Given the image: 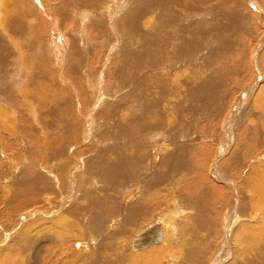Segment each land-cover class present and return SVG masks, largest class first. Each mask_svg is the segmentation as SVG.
<instances>
[{
    "label": "bare ground",
    "instance_id": "bare-ground-1",
    "mask_svg": "<svg viewBox=\"0 0 264 264\" xmlns=\"http://www.w3.org/2000/svg\"><path fill=\"white\" fill-rule=\"evenodd\" d=\"M105 1L0 0V264L21 255L22 264H264V153L238 157L233 144L242 95L230 111L212 100L211 118H222L214 146L197 142L196 129L214 127L204 123L208 92L189 97L171 83L217 55L223 32L243 17L238 2ZM36 11L46 19L31 26ZM217 12L229 13L227 25ZM147 14L151 22L141 20ZM206 76L198 84L211 89L212 70ZM263 126L249 124L248 135ZM148 209L155 220L129 245L124 237L101 245ZM143 235L149 244L139 247Z\"/></svg>",
    "mask_w": 264,
    "mask_h": 264
},
{
    "label": "rangeland",
    "instance_id": "rangeland-1",
    "mask_svg": "<svg viewBox=\"0 0 264 264\" xmlns=\"http://www.w3.org/2000/svg\"><path fill=\"white\" fill-rule=\"evenodd\" d=\"M37 2H40V4H42V2L45 4V5H48V7L49 8H51V6L52 5H50L48 2H46V0H36ZM48 1V0H47ZM105 1V0H104ZM120 1V0H119ZM118 0H115V2L116 3H118L119 2ZM127 1H129V0H127ZM224 1H227V0H224ZM224 1L222 0V2L221 3H224ZM236 2H238V4L237 5H235V8H240L239 10H240V12H239V14L240 15H242L241 17V19L240 20H237V18H235V19H233V28L230 30V32L228 31V32H223V35H221V37H220V43H219V46L217 45V47H216V49L214 50V51H212V54L213 53H215V52H217L218 50L217 49H219L220 51H218L217 52V55L216 56H213L212 54V56L213 57H208L209 55H207V58L206 59H204L203 61H202V64H201V66H200V68H197V69H191L190 68V70L189 71H185L186 73L184 74V72H180L179 74H177L176 76H174V77H172L171 78V83L173 84V88L174 87H177V90H176V88H174L177 92H179L181 95H188L189 97H194V95H197L198 93H205V92H208L207 93V95H208V97H207V99H206V105H204L203 106V110H206V112L208 113L207 115L208 116H210L209 118H211L212 116H213V114H212V112H213V108L215 107V108H218L219 106H221L223 109H225V111H230L231 110V108H233L234 107V105L238 102V100H239V98H240V96L242 95V101L240 102V104H237L236 105V109H235V112H234V120L235 121H233L234 123H236V125H234L235 126V132H234V137H237V141L235 142V143H233V144H235L234 145V147H236L237 148V152H236V154H237V156L239 157L240 155H242L243 156V154L245 153V151H246V153H247V151H248V154L251 156V155H254L255 154V150H257V149H261L260 151L261 152H259V150H257V152H259L261 155H262V153H264V150L262 151V149H264V147H262V146H264L263 145V143H264V140H260L259 142L256 140V141H254V135L252 134V131L253 132H255L254 134L256 135L257 133L256 132H258L259 134L261 133L263 136H264V133L262 132V130H258V131H256V130H253L252 129V131H251V133H250V135H248V130H250L249 128V124H254V128H255V126H257V128H259L258 126H259V124L261 123V124H263L264 125V118H262V114H263V110H264V26H261V24H262V22L264 21V18H263V16H264V0H235ZM11 2H12V0H11ZM228 2V1H227ZM256 2V3H255ZM256 4L255 6H252V4ZM104 4L107 6V7H109V5L107 4V2L105 1L104 2ZM228 5V4H227ZM231 5V4H230ZM124 7H126V4H124L123 5ZM223 6H225V4L223 5ZM232 6H233V4H232ZM222 7V6H221ZM256 7V8H255ZM245 10V11H244ZM30 11H32V7H30ZM47 11H48V9H47ZM50 11H51V9H50ZM124 11H127V8H125V10ZM241 11L243 12V13H241ZM259 11V12H258ZM0 12H1V9H0ZM244 12H246L245 13V15H244ZM251 12V13H250ZM251 15H250V14ZM260 15H259V14ZM38 16H37V15ZM40 12L38 13V11H36V12H33L32 13V16H33V19H34V23H32L31 24V26H34L37 22H39L40 21V19L41 20H43V19H46L44 16H42L41 15V17H40ZM48 14H50L52 17H54V18H56V19H58V17L57 16H53V14H52V11H51V13H48ZM213 15H221V17H219V21L222 19V21H220L219 22V24H221V22H222V25L221 26H225V25H227L229 22L228 21H230V15H229V13H226V12H217V13H212ZM246 14H247V17H246ZM255 14V16L256 17H254L253 15ZM2 18H4V14H3V12H2ZM148 15V16H147ZM147 15H145L141 20H146L147 22H151V20H152V14H151V16H150V14H147ZM227 15V16H226ZM5 16H6V14H5ZM34 16H37V17H34ZM107 16V15H106ZM215 16V18H217ZM260 16H261V18H260ZM39 17V18H38ZM44 17V18H43ZM223 17V18H222ZM226 17V18H225ZM36 18V19H35ZM117 18V17H116ZM229 18V19H228ZM246 18H247V20H246ZM95 19V16H90V19H88L89 21H91V20H94ZM261 19V20H260ZM37 20V21H36ZM226 20V21H225ZM258 20V21H257ZM58 21V20H57ZM94 21H99V22H101V21H104V19L103 18H99V17H97ZM246 21H247V23H246ZM59 22V21H58ZM224 22V23H223ZM210 23V22H209ZM244 25H242V24ZM261 23V24H260ZM101 24V26H102V28L104 27L103 25H102V23H100ZM202 24H204V22H202ZM247 24V25H246ZM58 28H59V30L61 29L60 28V24L58 23ZM235 25V26H234ZM254 25V26H253ZM28 26H30V25H28ZM27 26V27H28ZM208 26H209V24L207 25V28L206 27H204L203 28V31L205 32V31H207L208 30ZM241 26V27H240ZM26 27V28H27ZM105 27H106V24H105ZM212 28L213 27H211L209 30H212ZM240 28V29H239ZM104 29V28H103ZM236 29V30H235ZM253 29V30H252ZM234 30V31H233ZM117 31V33L119 32V34H121V32L120 31H118V30H116ZM87 32H88V34H90L91 35V32H92V29H91V31H90V29H88L87 30ZM235 32V33H234ZM263 33V34H262ZM47 34H49V33H47ZM229 34H231L230 36H229ZM262 35V36H261ZM124 36H126L125 38L127 39V34L126 35H124ZM129 39V38H128ZM233 42L232 44H231V41ZM259 40V41H258ZM227 41V43H224V42H226ZM240 41V42H239ZM25 42V41H24ZM24 42H22V43H20L19 44V46H21V47H27L26 45H27V43H28V46H30L31 45V42H33V36H31V38H29V41L27 42V43H24ZM230 42V44H228ZM261 45V46H260ZM214 48V47H213ZM212 48V49H213ZM223 48V49H222ZM256 48H258V51H257V49ZM260 48V49H259ZM30 49V55H31V48H29ZM211 49V50H212ZM255 49V50H254ZM217 50V51H216ZM227 50H229L228 52H227ZM259 50H261V51H259ZM209 51V50H208ZM257 51V52H256ZM219 53V54H218ZM237 53V54H236ZM261 53V54H260ZM231 56H230V55ZM234 54V55H233ZM30 55H25V57L29 60V61H33V62H31V63H34V56H30ZM233 55V56H232ZM215 57H218V60H217V58H216V60H215ZM222 57V58H221ZM230 57H231V59L232 60H230ZM259 58V59H258ZM238 60V61H237ZM242 60V61H241ZM236 61H237V63H236ZM241 61V62H240ZM211 62V63H210ZM216 64H215V63ZM223 62H224V64H223ZM229 62V63H228ZM205 63V65L203 66V64ZM239 63V64H238ZM219 66H218V65ZM228 64H229V66H228ZM224 65V66H223ZM232 65V66H231ZM240 65V66H239ZM211 66V67H210ZM222 66H223V68H222ZM228 68H227V67ZM235 66V67H234ZM207 67V68H206ZM227 69H226V68ZM204 68V69H203ZM217 68H221V71L219 70V69H217ZM261 68V69H260ZM201 69H203V71L201 70ZM205 69H206V71H205ZM242 69V70H241ZM197 70V71H196ZM208 70V71H207ZM211 70H212V76H214L213 77V81H210V82H213V87L211 88V89H206L204 86H201V83H199L198 84V81L197 80H199V79H197V78H199V77H202V78H204L207 74L208 75H211ZM215 72H214V71ZM217 70H218V72H217ZM225 70H226V72L227 73H225ZM258 70V71H257ZM199 71V72H198ZM205 71V72H204ZM229 71H230V73H231V75L229 74ZM235 71H237L236 73L237 74H235ZM247 71V72H246ZM262 71V72H261ZM190 72V73H189ZM195 72V75H193V73ZM207 72H209V73H207ZM222 72V73H221ZM261 72V73H260ZM189 73V74H188ZM203 73H204V75H203ZM207 73V74H206ZM219 73V74H218ZM260 73V75H258ZM61 74V73H60ZM200 74H202V75H200ZM219 75V77L217 76V78H216V75ZM223 74V75H222ZM251 74V75H250ZM62 75V74H61ZM207 75V76H208ZM220 75H222V76H220ZM241 75V76H240ZM243 75V76H242ZM67 81H69L70 83H72L73 84V80H72V78L71 77H69V76H66V75H62ZM180 76V77H179ZM186 78H185V77ZM206 76V77H207ZM224 76V77H223ZM225 76H227V77H225ZM230 76V77H229ZM235 76H237V77H235ZM257 76V77H256ZM191 77V78H190ZM221 77V78H220ZM240 77V78H239ZM244 77V78H243ZM252 77V78H251ZM175 78V79H174ZM179 78V79H178ZM215 78V79H214ZM232 78H234V79H232ZM243 78V79H242ZM255 78H257L259 81H260V83L258 82V80H256ZM177 79H178V81H177ZM205 79V78H204ZM203 79V80H204ZM219 79V80H218ZM237 79V82L235 81ZM242 79V80H241ZM176 80V81H175ZM228 80H231V81H228ZM235 82H234V81ZM239 80H241L242 82H240ZM243 80H245V81H243ZM215 81V82H214ZM225 81H226V83H225ZM233 81V82H232ZM182 82H184L185 84H187V85H183V86H180V83H182ZM217 82V83H216ZM228 82V83H227ZM249 82V83H248ZM176 83V84H175ZM191 83V84H190ZM223 83V84H222ZM225 83V84H224ZM231 85H230V84ZM263 83V84H262ZM177 84H178V86H177ZM189 84V85H188ZM216 84V85H215ZM257 84H259V86H257ZM262 84V85H261ZM174 85H176V86H174ZM222 86V88H220L221 86ZM224 85V86H223ZM235 85V86H234ZM240 86V89H239V87H237V86ZM242 85V86H241ZM247 85V86H246ZM64 86V85H63ZM73 86H74V84H73ZM180 86V87H179ZM190 86H194L193 88V90L191 89L192 87H190ZM216 86H218L219 88H215ZM249 86L251 87L252 86V89H253V91H251V92H249L248 94H246V92H247V90H246V88L248 89L249 88ZM183 87H186L187 88V90H190V91H187L186 90V88H183ZM188 87H190V89H188ZM197 87V88H196ZM227 87V88H226ZM231 87V88H230ZM234 87V88H233ZM242 87V88H241ZM243 87L245 88V89H243ZM256 87H257V89H258V91H257V89H256ZM178 88H179V90H178ZM181 88V89H180ZM198 88L200 89V90H198ZM224 88V89H223ZM183 89V90H182ZM206 89V90H205ZM214 89V90H213ZM228 89V90H227ZM232 89V90H231ZM209 90V91H208ZM211 90V91H210ZM217 90H218V92H217ZM222 90V91H221ZM224 90L226 91V92H224ZM230 90V91H229ZM245 90H246V92H245ZM200 91V92H199ZM219 91H221L222 92V94H221V92H219ZM235 91V92H234ZM237 91V92H236ZM191 92V93H190ZM195 92V93H194ZM212 92V93H211ZM240 92V93H239ZM211 93V94H210ZM220 95H219V94ZM239 93V94H238ZM212 95V96H211ZM219 95V96H218ZM256 95H258V96H256ZM239 96V97H238ZM224 97V98H223ZM258 97V98H257ZM222 98V99H221ZM235 98V99H234ZM192 99V98H191ZM209 99V100H208ZM231 99H233V100H231ZM237 99V100H236ZM246 99V100H245ZM211 100V101H210ZM215 101L217 104V106L216 105H212L213 104V101ZM220 100V101H219ZM234 101V102H233ZM248 101V102H247ZM263 101V102H262ZM252 102V103H251ZM246 103L248 104V105H246ZM261 103V104H260ZM249 104H250V106H249ZM185 105H188V103H186ZM231 105V106H230ZM239 105V106H238ZM245 105H246V107H245ZM262 106V109H261V106ZM212 106H213V108H212ZM225 107V108H224ZM228 107H229V109H228ZM241 109H240V108ZM243 107V108H242ZM250 108V109H248V108ZM259 107H260V109H259ZM17 108V110L19 111V109L21 110V107H16ZM247 108V109H246ZM212 109V110H211ZM252 109H253V111H252ZM258 110V111H257ZM261 110V111H260ZM244 111V112H243ZM254 113V114H252V112ZM238 113V114H237ZM243 113V114H242ZM259 114V115H256V114ZM243 115V116H242ZM246 116H248V117H246ZM239 117H241V118H239ZM247 118V119H246ZM47 120H49V118H46ZM217 120V121H216ZM255 120V121H254ZM221 121H222V118H219V120H218V118H216V119H209V120H204V123L206 124V122L207 123H210V124H212V125H214V127L213 126H206L205 128H202V127H200V128H198V129H196V130H201V131H203L202 132V135H201V139H200V141L198 140L197 142H202L203 140H204V142H205V144H213L214 146L215 145H219L220 143L219 142H216V143H213L212 142V140H215V139H217L219 136V130H218V128H219V126H221V125H219V124H222L221 123ZM244 121V122H243ZM250 121H251V123H250ZM254 122V123H253ZM260 122V123H259ZM247 125H246V124ZM249 123V124H248ZM257 124V125H256ZM213 127V128H212ZM238 127V128H237ZM246 127V128H245ZM237 128V129H236ZM243 129V130H242ZM245 129V130H244ZM263 129H264V126H263ZM214 131V132H213ZM217 132V133H216ZM204 133V134H203ZM214 133V134H213ZM237 134V135H236ZM245 134H246V136H245ZM206 135H207V137H206ZM203 136V137H202ZM253 136V137H252ZM257 136V135H256ZM246 137V138H245ZM206 140H205V139ZM244 138H245V142H244ZM253 138V139H252ZM252 141H250V140ZM240 140H242V141H240ZM250 141V142H249ZM193 142V141H192ZM239 142H240V144H239ZM196 143V142H195ZM256 143H258V144H256ZM261 143V144H260ZM236 144H237V146H236ZM256 144V145H255ZM203 145V144H202ZM258 145V146H257ZM232 146V145H231ZM256 146V147H255ZM219 147V146H218ZM242 147V148H241ZM239 148V149H238ZM239 150V151H238ZM244 150V151H243ZM252 150V151H251ZM243 151V152H242ZM258 153V154H259ZM259 154V155H260ZM237 157V158H238ZM17 161V160H16ZM17 163V162H16ZM15 163V164H16ZM219 165L222 167V170H223V172L225 171L224 170V168L227 166L225 163H224V160H221L220 162H219ZM18 167H20V166H18ZM224 204V203H223ZM224 206V205H223ZM156 211H152L151 213H150V210L148 209L147 210V212H146V215H145V219H146V221H145V219H144V221L142 220V219H140V222H139V220H137L136 222H135V227H134V225L133 226H131V227H133V228H131V227H128V228H126V230H125V232L127 233L126 235H125V232H124V236L123 235H121V236H112V235H110V239H108V237L105 239V240H107V241H105V242H102L101 243V245H105L107 242L110 244L112 241H115L114 243L116 244H120V241H121V238H123L124 237V239H123V241L124 240H126V241H124L127 245H129V243H128V239H126V237H128V238H130V233H135L136 231H137V229H140V228H143V227H145L146 225H148L150 222H153L154 220H155V213ZM147 217H148V219H147ZM150 217H151V220H150ZM154 217V219H152ZM150 220V221H149ZM149 221V222H148ZM148 222V223H147ZM139 223V224H138ZM141 223V224H140ZM140 225V227H138ZM132 230H131V229ZM135 228V229H134ZM19 231H21L22 229H21V226H20V228L18 229ZM128 231H129V233H128ZM135 231V232H134ZM19 233V232H18ZM127 235H129V236H127ZM12 236H9V238L7 239V243H10L9 241H11L13 238H11ZM14 237H15V235H14ZM119 238L120 240H117V238ZM97 240H98V238H96ZM111 241V242H110ZM99 241H97V243H98ZM96 243V244H97ZM104 243V244H103ZM114 243H111V244H114ZM91 249H93V247L92 246H90V250ZM91 251H93V250H91ZM22 256L24 257V255H21L20 257H18L17 258V262H16V264H22L21 263V259H22ZM42 259V258H41ZM15 260H16V258H15ZM172 262V261H171Z\"/></svg>",
    "mask_w": 264,
    "mask_h": 264
},
{
    "label": "water",
    "instance_id": "water-1",
    "mask_svg": "<svg viewBox=\"0 0 264 264\" xmlns=\"http://www.w3.org/2000/svg\"><path fill=\"white\" fill-rule=\"evenodd\" d=\"M156 232V234L155 235H152L154 238H152L151 239V241L152 242H156V241H159L160 240V235H159V233H157V230L155 231ZM148 233H151V231L150 232H148ZM145 237V235H143L142 237H140L137 241H138V246L139 247H145L146 245H148L149 244V242H147V241H145L143 238Z\"/></svg>",
    "mask_w": 264,
    "mask_h": 264
}]
</instances>
